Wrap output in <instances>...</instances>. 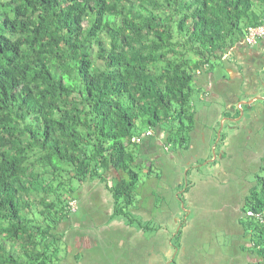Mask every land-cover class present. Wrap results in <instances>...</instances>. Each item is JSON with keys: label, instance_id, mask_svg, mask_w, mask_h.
I'll return each instance as SVG.
<instances>
[{"label": "trees", "instance_id": "16d2710c", "mask_svg": "<svg viewBox=\"0 0 264 264\" xmlns=\"http://www.w3.org/2000/svg\"><path fill=\"white\" fill-rule=\"evenodd\" d=\"M263 23L264 0H0V264L61 263L58 228L76 215L74 181H104L110 219L133 226L140 175L154 169L135 149L139 123L152 140L163 134L169 152L186 150L193 81L203 86L200 74L229 55L242 74L233 52ZM255 73L264 84V70ZM205 90L210 102H231ZM257 180L242 206L254 215L239 222L247 252L264 264V173ZM147 222L138 226L151 240L160 226ZM179 222L176 255L163 264H177L187 225Z\"/></svg>", "mask_w": 264, "mask_h": 264}, {"label": "rangeland", "instance_id": "374dc122", "mask_svg": "<svg viewBox=\"0 0 264 264\" xmlns=\"http://www.w3.org/2000/svg\"><path fill=\"white\" fill-rule=\"evenodd\" d=\"M237 51L239 62H243L244 65L242 74L238 72V75L232 73L230 76L228 70L234 69L233 66L226 63L228 70H225L224 61L216 59L212 61L210 71L203 76L209 83L207 88L214 95L230 96L232 108L227 106V100L224 98L210 102L208 98L210 95L204 96L205 87H199L195 81L192 83L194 87L192 102L197 111L196 129L191 135L188 146L192 166L185 164L184 157H179L183 150L175 151L173 157H168L167 151L162 148H158V152L154 150L143 153L145 157L150 158L151 163L159 165V167L153 166V171L159 174V178H154L155 183L157 179L160 181L159 184L165 181L166 199L172 197L170 200L179 202L178 217L172 220L165 218L161 225H158V221L155 225L153 223L154 228L160 227L157 234L149 240V230L143 231L138 225L141 223L147 227L150 223H144L146 221L142 216L143 200L144 195L156 190L150 187L152 180L149 178L147 180L144 173L140 175L141 183L136 192V209L132 211L135 215L133 226L125 224L124 218L110 219L113 199L104 181L95 178L82 186L74 181L72 187L78 198L70 205L71 209L77 212L76 215L62 222L58 228L63 235L61 242L63 259L60 264H160L161 259L165 258V255L162 258V254L166 253L165 248L168 253L167 237L176 224V227L180 226L178 222L180 216L185 224L189 223V225L183 229L181 246L175 238L173 242L179 245V249L181 247L180 253L183 249L185 264H255L257 257L247 252L250 245L249 235H242L243 226L239 221L240 218L245 222L249 220L248 211H241L244 204L243 197L247 189L249 192V189L258 183L257 175L264 173L260 169L264 166V106H262L264 100H261L262 104L251 105L253 97L248 96L249 91L253 89L258 90L256 96L264 95V87L259 88L255 84L256 77L252 83L248 81L249 76L255 74L256 68L259 69L258 71L264 70V49H262L263 53L257 52L258 54L247 49H237ZM222 75L229 80H222L225 79ZM213 77L218 79L214 80ZM244 90L247 93H244ZM241 120H243L242 124H240ZM236 123L240 125L230 127ZM138 127L141 141L135 149L141 151L144 149L143 145L151 139L150 136H146L147 131L151 133L152 130H147L141 123ZM203 132L206 135L212 132V138L209 139L205 135L204 139ZM162 137L163 134L154 137L157 146ZM191 142L193 146H190ZM160 143L163 144L162 141ZM220 147L224 150L226 159H221ZM188 148L185 150L186 153ZM214 157L217 158L213 160ZM162 163L165 166L164 174L159 171L160 168L162 169ZM154 175L152 178L157 176ZM178 176H183V181L180 188L176 189L177 185L174 186V182L177 181ZM152 185L154 186L153 182ZM185 190L190 193V199H186L183 192ZM179 191L182 192L178 197ZM166 199L158 194L154 197L156 205H163ZM156 210V207L152 208L153 212ZM182 210L185 214H182ZM162 211L165 216L173 214L169 208ZM174 220L178 223L174 224ZM179 257L180 255L176 257L177 260Z\"/></svg>", "mask_w": 264, "mask_h": 264}, {"label": "crops", "instance_id": "0c3cea01", "mask_svg": "<svg viewBox=\"0 0 264 264\" xmlns=\"http://www.w3.org/2000/svg\"><path fill=\"white\" fill-rule=\"evenodd\" d=\"M246 46V45H245ZM264 47V44H262V45H254V46H252V47H250V48H246L245 47V49H247L248 51H254L255 53H263L262 52V49H263V47ZM233 53H235L236 54V56H238V51H237V49L236 50H234V52ZM257 53V54H258ZM229 55V54H228ZM231 59V57H230V55L229 56H227V57H225L224 56V61H225V63H229L230 64V66H233V68L234 69H229V72H230V74L232 75V73L234 74V73H237V75H238V72H240L239 71V68L236 66V63L235 62H229V60ZM228 70V69H227ZM258 68H256V72H258ZM207 73V72H206ZM206 73H201L200 74V76H199V82L201 83V84H203V86L205 87H208V81L206 80V77H203V76H206ZM212 75V74H211ZM237 79H238V77H236ZM239 80V79H238ZM240 81V80H239ZM199 83V84H200ZM242 83V82H241ZM241 85V84H240ZM258 94V93H257ZM256 94V95H257ZM253 99V98H252ZM251 103H255V100H253V101H251ZM240 103H237V105H239ZM227 106L229 107V108H231L232 107V102H229V101H227ZM250 111H252V110H250ZM242 122H243V120H241V122H240V124H242ZM239 124V125H240ZM238 126V125H237ZM237 126H234V127H237ZM230 127H233L232 125L230 126ZM202 135H203V137H204V139H205V135H206V133H202ZM206 136H208L209 137V139H211L212 138V132H208L207 133V135ZM146 145H143L144 146V151L143 152H145V153H147V152H152V151H154V150H157V152H158V148H162L163 150H166L167 152V156L168 157H173V153L174 152H169L168 150H167V148L163 145V144H161L160 142H159V144H158V146H157V142H156V140H152V139H150V140H148V142H146L145 143ZM223 144V143H222ZM190 146H193V142H191V145ZM221 147H222V145H221ZM221 147H220V149H221ZM223 149H224V147H223ZM157 152H156V154H157ZM169 153H171V154H169ZM187 153H188V155H187ZM185 152V150H184V152L182 153H180V155H179V157H181V158H185L186 159V165H188V166H192V159H191V157H190V150H189V148H188V152ZM179 157L177 158V159H179ZM204 157V156H203ZM221 159L223 158V159H226V157H225V154H224V150H222L221 149ZM219 157V158H220ZM215 158H217V157H215ZM149 159V161L151 162V160H150V158H147L146 157V160H148ZM215 160V159H214ZM211 161H213V160H211ZM151 164H154L153 162L151 163ZM157 163H155L153 166H156V167H159V165L157 164ZM214 164V163H213ZM164 169H165V166L163 165V163H162V169L160 168V172L161 173H163L164 174ZM179 169V168H178ZM153 174H155V175H157L156 177H153L152 178V175ZM153 174H150L148 177H147V180H148V178L149 179H151L152 181H150V187L151 188H153V189H155L156 190V192L154 191V190H152L151 192H149V194H146V195H144V198H145V203H144V208H143V214H142V216H143V218L145 219V221H147V220H150V219H154L155 221H158L159 223H160V225L162 224V222L165 220V218L167 219V218H170L171 220L172 219H176V217H178V215L180 214V209H179V202H175L174 200H172L171 201V203H170V201L169 200H167V201H165L164 202V204L163 205H155V201H154V197H155V195H161V196H165L164 195V191H165V187H166V183H165V181L163 180V182H162V184H159L160 183V181H158V179L156 180V183H155V180H154V178H159L158 177V173H156V171H153ZM154 175V176H155ZM179 177V176H178ZM146 178V177H145ZM220 180V179H219ZM180 181H181V179H180V177L178 178V183H180ZM147 182V181H146ZM152 182L154 183V186L152 185ZM176 182V184H177V181H175ZM175 184V185H176ZM182 191H179V192H177L178 194L179 193H181ZM190 193H188V192H186L185 193V196H186V199H190V195H189ZM150 204V205H149ZM149 205V206H148ZM153 207H156L157 208V210L155 211V212H153L152 211V208ZM167 208H169V210H170V212H173V214L172 215H167V216H165V215H163V213H164V211H162V210H164V209H167ZM172 209V210H171ZM173 209H175V211L173 210ZM182 214H183V212H182ZM182 216H180V218H181ZM180 218H179V221H180ZM175 221V220H174ZM178 221V222H179ZM186 221V220H185ZM238 221H239V217L237 216V219H236V222H237V224H238ZM177 221H175V223L174 224H176V223H178ZM164 223V222H163ZM177 225V224H176ZM176 225L174 226V230H172V232L169 234V237H167V242H166V246H168V253H167V249L165 248L164 249V251L166 252V253H163L162 254V257H163V255H165V258H163V259H161V262L164 260V261H170L175 255H176V252H177V249L175 250V248H173V246L170 244V238H171V236L173 235V233H175V231H177L178 229H179V227H176ZM180 225V224H179ZM187 225H189V223H187ZM187 225H186V227L184 226L183 227V229L184 228H187ZM178 228V229H177ZM183 236V235H182ZM181 241H182V239H181ZM181 241H180V243H181ZM181 245V244H180ZM181 249V248H180ZM185 250V249H184ZM173 251H174V253H173ZM173 254V255H172ZM178 257V256H177ZM183 257H184V254H183V249H182V251H181V253H180V257H179V260H177V264H185V261H183Z\"/></svg>", "mask_w": 264, "mask_h": 264}, {"label": "built area", "instance_id": "2783aa9c", "mask_svg": "<svg viewBox=\"0 0 264 264\" xmlns=\"http://www.w3.org/2000/svg\"><path fill=\"white\" fill-rule=\"evenodd\" d=\"M264 37V23L257 25V26H249L247 28V33L245 36V42L247 45L249 46H254L258 39ZM148 134H150L149 131H147ZM135 142H139L141 140V137H135L134 138ZM249 215H254V213L252 211H248Z\"/></svg>", "mask_w": 264, "mask_h": 264}, {"label": "flooded vegetation", "instance_id": "af4514ba", "mask_svg": "<svg viewBox=\"0 0 264 264\" xmlns=\"http://www.w3.org/2000/svg\"><path fill=\"white\" fill-rule=\"evenodd\" d=\"M245 47H246V48H250V47L247 46V45H246ZM258 72H259V71H258ZM258 76H259V75H257V73H255L254 75L251 74V75L249 76V80H248V81H249L250 83H252L254 77H256L257 80L255 79V84H257V85L259 86V88H260V87L263 88V87H264V84H261V82H260L261 78L259 79ZM262 85H263V86H262ZM245 92H246V91L244 90V93H245ZM249 92H250V94H249V95L247 94V95H248V96H252V97H254V96H256L258 90H257V89H253L252 91H249ZM246 93H247V92H246ZM263 96H264V95H262L261 97H263ZM263 98H264V97H263ZM263 98H262V99H255V101H257V100H264ZM241 211H242V210H241Z\"/></svg>", "mask_w": 264, "mask_h": 264}, {"label": "water", "instance_id": "95a60500", "mask_svg": "<svg viewBox=\"0 0 264 264\" xmlns=\"http://www.w3.org/2000/svg\"><path fill=\"white\" fill-rule=\"evenodd\" d=\"M262 98H263V97H261V96H254L253 99H251V100L262 99ZM214 159H215V157H214ZM214 159H213V160H214ZM177 229H178V228H177Z\"/></svg>", "mask_w": 264, "mask_h": 264}, {"label": "clouds", "instance_id": "9594fccd", "mask_svg": "<svg viewBox=\"0 0 264 264\" xmlns=\"http://www.w3.org/2000/svg\"><path fill=\"white\" fill-rule=\"evenodd\" d=\"M256 44H257V43H256ZM256 44H255V45H256ZM246 45H247V44H246ZM247 46H249V45H247Z\"/></svg>", "mask_w": 264, "mask_h": 264}]
</instances>
